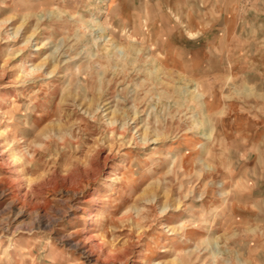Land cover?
Returning a JSON list of instances; mask_svg holds the SVG:
<instances>
[{"label": "rangeland", "instance_id": "374dc122", "mask_svg": "<svg viewBox=\"0 0 264 264\" xmlns=\"http://www.w3.org/2000/svg\"><path fill=\"white\" fill-rule=\"evenodd\" d=\"M235 1L0 0V264H264V0Z\"/></svg>", "mask_w": 264, "mask_h": 264}, {"label": "crops", "instance_id": "0c3cea01", "mask_svg": "<svg viewBox=\"0 0 264 264\" xmlns=\"http://www.w3.org/2000/svg\"><path fill=\"white\" fill-rule=\"evenodd\" d=\"M235 0H233L232 4L234 3ZM185 2H187V4H189L188 0H185ZM201 4L199 6L197 5H193L192 4H189V6H192L191 8L189 7L188 11L192 12L193 10V15H195L194 13H200L204 16H206L207 14H211L212 11H214L216 8L219 7V4H223V3H227V0H200ZM236 2V1H235ZM237 4V2H236ZM235 4V5H236ZM224 7V8H223ZM220 11L223 12V10L227 11V6H220L219 8ZM235 8L232 7V9L230 10L231 12L234 11ZM224 18V20L228 19L229 21L231 20V15H228L227 18H225V15H223L222 19ZM202 27V26H199V28ZM228 30V27L225 26L224 29L222 30H218V29H214L212 31H205L204 30V33L201 32V31H198L202 36V37H199L197 38L196 36V33H195V28L192 29V33L191 35H194L193 37H188L187 39V46H188V53H193V57H194V60L195 58L199 57L197 56L196 54L198 52H202V53H206V52H209L210 50V46L211 44L209 42L206 41V35H218V36H223V35H227L229 32L227 31ZM196 61V60H195ZM207 61V60H206ZM212 61V60H211ZM258 130H255L254 132L258 133L256 136L253 135V137H249L248 139L245 138V139H242V143L244 144L243 146L244 147H248V148H261V147H264V126H261L259 128H257ZM242 134L244 137L248 136L250 133L244 129L241 130ZM259 192L260 190H252L251 192H248L246 195H249V196H256V195H259ZM257 202V201H256Z\"/></svg>", "mask_w": 264, "mask_h": 264}]
</instances>
